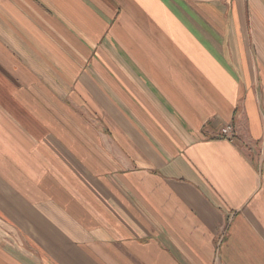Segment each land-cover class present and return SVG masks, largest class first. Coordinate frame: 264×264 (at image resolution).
I'll return each instance as SVG.
<instances>
[{
	"label": "crops",
	"instance_id": "0c3cea01",
	"mask_svg": "<svg viewBox=\"0 0 264 264\" xmlns=\"http://www.w3.org/2000/svg\"><path fill=\"white\" fill-rule=\"evenodd\" d=\"M0 264H264V0H0Z\"/></svg>",
	"mask_w": 264,
	"mask_h": 264
},
{
	"label": "rangeland",
	"instance_id": "374dc122",
	"mask_svg": "<svg viewBox=\"0 0 264 264\" xmlns=\"http://www.w3.org/2000/svg\"><path fill=\"white\" fill-rule=\"evenodd\" d=\"M227 127L228 126L224 127L223 129L225 130ZM228 128H230V127H228ZM223 129H222V135H223V137L224 138H228V139H232V137H233L232 132H231L232 130H230V133L228 134V133L223 132Z\"/></svg>",
	"mask_w": 264,
	"mask_h": 264
},
{
	"label": "built area",
	"instance_id": "2783aa9c",
	"mask_svg": "<svg viewBox=\"0 0 264 264\" xmlns=\"http://www.w3.org/2000/svg\"><path fill=\"white\" fill-rule=\"evenodd\" d=\"M223 132H225V133H228V134H229V133H230V128H228V127H227L225 130L223 129Z\"/></svg>",
	"mask_w": 264,
	"mask_h": 264
}]
</instances>
